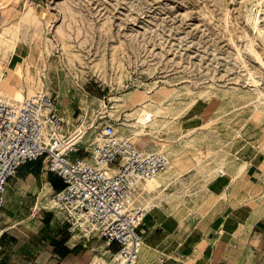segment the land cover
<instances>
[{
    "label": "rangeland",
    "instance_id": "1",
    "mask_svg": "<svg viewBox=\"0 0 264 264\" xmlns=\"http://www.w3.org/2000/svg\"><path fill=\"white\" fill-rule=\"evenodd\" d=\"M15 24L17 51L0 52L1 89L12 95L24 92L23 80L40 82L55 95L66 131L84 118L82 145L98 141L112 122L143 149L150 141L168 153L176 166L168 167L169 188L154 189L135 207L149 205L150 216L168 206L170 194L188 198L195 210L216 217L183 222L194 223L203 240L212 229L211 249L214 233L243 239L264 229V0H0V41L11 38L5 30ZM46 36L52 40L34 43ZM139 91L159 111L157 122L135 124L126 96ZM132 125L142 137H134ZM48 196L41 205L52 211L55 226L26 227L45 242L52 228L62 232L67 224ZM9 225L0 220V231ZM71 237L84 264H109L101 232Z\"/></svg>",
    "mask_w": 264,
    "mask_h": 264
},
{
    "label": "built area",
    "instance_id": "2",
    "mask_svg": "<svg viewBox=\"0 0 264 264\" xmlns=\"http://www.w3.org/2000/svg\"><path fill=\"white\" fill-rule=\"evenodd\" d=\"M75 122V130L83 129L82 116ZM66 125L53 93L41 91L21 100L0 95V211L19 167L44 160L64 181L52 200L64 213L68 230L99 231L109 244L118 245L110 264H137L146 243L147 209L129 202L139 181L166 170L170 158L143 149L112 122L89 146L79 141L87 129L71 141Z\"/></svg>",
    "mask_w": 264,
    "mask_h": 264
},
{
    "label": "crops",
    "instance_id": "3",
    "mask_svg": "<svg viewBox=\"0 0 264 264\" xmlns=\"http://www.w3.org/2000/svg\"><path fill=\"white\" fill-rule=\"evenodd\" d=\"M63 187V179L52 172L44 160L19 167L9 182L0 211V220L11 223L0 231V264H84L82 247L71 237L77 231L71 233L67 224L62 232L52 228L48 242L26 230L32 223L39 226L54 224V214L41 204L48 199V195ZM187 200H176L170 194L168 206L155 207L150 216L147 213L143 222L146 243L137 264H264V229L238 234L244 236L243 239L230 233L223 236L214 233L211 249L209 238L212 229H208V238L206 236L203 240L197 238L194 223H187L189 228H185L183 222L198 219L212 221L216 217L212 212L202 214L196 211L187 204ZM232 239L237 244L231 245ZM190 246L192 251L186 252ZM117 250V244L107 241L109 264ZM207 250H211V256H206ZM193 253L197 254L193 256Z\"/></svg>",
    "mask_w": 264,
    "mask_h": 264
},
{
    "label": "bare ground",
    "instance_id": "4",
    "mask_svg": "<svg viewBox=\"0 0 264 264\" xmlns=\"http://www.w3.org/2000/svg\"><path fill=\"white\" fill-rule=\"evenodd\" d=\"M16 27H17V24L15 25H10L8 28H6L7 30H5V32H10V36L11 38H9L8 40H1L0 41V52H3V55L4 56H7V53L10 51L11 54H13L15 51H17V40H16V33H15V30H16ZM4 34V33H3ZM7 35V34H6ZM2 36V35H1ZM8 36V37H10ZM49 40H52V38L50 36H46L45 38L40 39L38 37V39H35L34 40V43L36 45H42L43 43H46L48 42ZM50 42V41H49ZM52 43V42H51ZM56 47V46H55ZM54 47V48H55ZM62 47V46H61ZM60 49V48H59ZM61 53V52H60ZM10 54V53H9ZM48 54H51V53H48ZM55 55V54H54ZM58 55V54H57ZM12 56V55H11ZM65 56V54H64ZM3 57V56H2ZM10 57V56H9ZM11 59V57H10ZM10 59H8L10 61ZM12 60V59H11ZM29 60V59H28ZM1 61V60H0ZM71 61V60H70ZM1 63V62H0ZM38 65L42 66V64L44 63V56L43 54L38 58ZM6 65V64H5ZM30 65V64H28ZM62 65V64H61ZM2 68V67H1ZM47 69V68H46ZM45 69V70H46ZM41 70V69H40ZM44 70V69H43ZM1 71V70H0ZM3 72V71H2ZM32 72V71H31ZM34 72V71H33ZM38 72V71H37ZM43 73V72H42ZM46 73V72H45ZM11 74V73H10ZM45 75V74H43ZM2 74L0 75V79L2 78ZM23 76V75H22ZM12 77V76H11ZM27 78V77H26ZM25 78V80H26ZM33 78V77H32ZM36 79V78H35ZM46 82V81H45ZM21 83V82H20ZM41 83L40 82H35V81H28V82H23L21 83V85L23 86L22 88H24V92L22 93L21 91L17 93L18 90H15L14 93L11 95L10 93L6 92L5 90L1 89L0 87V93L1 95L4 94V95H8L14 99H17V100H20L18 99V97H22V96H30L34 93H37V92H41V91H45L43 89H41V86H39ZM45 86V85H44ZM49 89V88H48ZM131 92V91H129ZM141 92V91H139ZM136 93V92H133L131 93L130 95L126 96V101L128 103L129 106H132V110L133 112L136 113V116H135V124H148V123H152V121L154 120V122H157V116H158V110L155 111L151 108L148 107V104H149V100L148 99V96L146 95V93H144L143 91L141 93ZM159 92V91H158ZM150 93V91H149ZM164 94V93H163ZM7 96V97H8ZM150 96V95H149ZM25 97H23L22 99H24ZM121 97V96H120ZM168 97V96H167ZM215 99V98H214ZM168 100V98H167ZM218 100V99H217ZM125 101V100H124ZM212 101V100H211ZM218 102V101H217ZM164 103V102H163ZM71 120V117L69 116V121ZM90 125V124H89ZM92 125H94L92 123ZM131 128L135 131V136H140L142 137V133L140 132V129L138 126H135V125H132ZM129 129V128H128ZM69 130V129H68ZM83 130L84 129H78V130H71V134H70V140L71 141H76L80 138L81 134L83 133ZM123 135H127V136H131V134L129 133H126V134H123ZM98 136V135H97ZM132 137V136H131ZM193 138V137H192ZM100 139V138H99ZM189 139V138H188ZM187 139V140H188ZM191 139V138H190ZM140 141L144 142L145 143V140L144 139H140ZM164 141V140H163ZM190 141V140H189ZM187 142V141H186ZM161 143V142H160ZM164 143V142H163ZM175 144V143H174ZM148 145H149V150L148 151H152V150H156L157 147H156V144H152L150 143V141L148 142ZM163 145V144H162ZM165 145V144H164ZM168 145V144H167ZM170 145V143H169ZM186 145V144H185ZM200 145V144H199ZM146 146V145H145ZM159 146V145H158ZM182 146V145H181ZM161 147V146H160ZM172 147V146H171ZM182 148V147H181ZM160 151H163L162 149H159ZM176 150V149H175ZM166 152V151H164ZM262 152V151H260ZM171 153V152H170ZM168 154V153H167ZM172 155V153L170 154ZM174 155V154H173ZM170 158V157H169ZM173 159V158H172ZM175 161V160H174ZM178 161V160H177ZM220 162V161H219ZM246 162V161H245ZM171 163V162H170ZM247 164V163H246ZM248 165V164H247ZM169 167V166H168ZM179 167V166H178ZM228 167V166H227ZM252 167V166H250ZM170 168H176L175 165H170ZM219 168V167H218ZM225 168V167H223ZM170 170V169H169ZM171 171V170H170ZM169 171V172H170ZM231 171V170H230ZM174 172V171H173ZM172 172V173H173ZM176 172V170H175ZM171 173V174H172ZM243 173V172H242ZM210 174V173H209ZM225 174V173H224ZM176 175V174H175ZM223 175V174H222ZM242 175V174H241ZM177 176V175H176ZM238 176V174H237ZM168 168L162 172H160L158 175H156L155 177H153L152 179H147V180H141L139 181L138 185H137V190H138V193L136 194V196L133 197L132 200H130L129 204L131 207H135L137 205L140 204V201H143L144 200V197L146 196H150L152 195L154 189H157V188H161V187H168ZM177 179V178H176ZM244 179V178H243ZM245 180V179H244ZM235 182V181H234ZM233 182V183H234ZM232 183V181H231ZM264 183V182H263ZM262 186V185H261ZM229 188V187H228ZM166 190V189H165ZM231 190V189H230ZM239 190V189H238ZM157 191V190H156ZM163 191V190H162ZM161 194V193H160ZM247 194V193H246ZM180 195V194H179ZM178 195V196H179ZM232 195V194H231ZM154 196V195H153ZM184 196V195H183ZM229 197V196H228ZM157 199V198H156ZM191 199V198H190ZM52 202H54L53 200H51ZM146 201V200H145ZM155 201V200H154ZM182 201V200H181ZM55 204V203H54ZM53 204V205H54ZM147 204H149V201L147 202ZM188 204V203H187ZM196 204V203H195ZM160 205V204H159ZM172 205V203H171ZM146 207L149 206V205H145ZM151 206H154V203L152 202ZM167 206V205H166ZM205 206V205H204ZM207 207V206H206ZM148 208V207H147ZM36 210V209H35ZM167 210V209H166ZM197 210V209H196ZM148 211V210H147ZM255 211V210H253ZM168 212V211H167ZM253 213V212H252ZM91 231H89L90 233ZM110 261V260H109Z\"/></svg>",
    "mask_w": 264,
    "mask_h": 264
}]
</instances>
